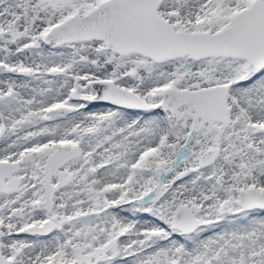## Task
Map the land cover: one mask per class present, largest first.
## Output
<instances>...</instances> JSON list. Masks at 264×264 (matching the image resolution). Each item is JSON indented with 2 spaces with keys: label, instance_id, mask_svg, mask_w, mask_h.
I'll list each match as a JSON object with an SVG mask.
<instances>
[{
  "label": "snow or ice",
  "instance_id": "1",
  "mask_svg": "<svg viewBox=\"0 0 264 264\" xmlns=\"http://www.w3.org/2000/svg\"><path fill=\"white\" fill-rule=\"evenodd\" d=\"M0 264H264V0H0Z\"/></svg>",
  "mask_w": 264,
  "mask_h": 264
}]
</instances>
